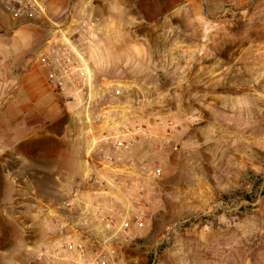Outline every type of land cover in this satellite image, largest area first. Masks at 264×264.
I'll use <instances>...</instances> for the list:
<instances>
[{"label": "rangeland", "instance_id": "1", "mask_svg": "<svg viewBox=\"0 0 264 264\" xmlns=\"http://www.w3.org/2000/svg\"><path fill=\"white\" fill-rule=\"evenodd\" d=\"M41 1L45 26L95 16L126 34L107 42L111 78L148 86L138 91L146 102L129 93L133 118L151 131L163 114L182 118L161 123L162 138L180 143L172 160L155 144L142 161L161 163L163 174L130 200L143 225L117 245L118 264H264V0ZM46 38L0 9V264H44L38 254L57 249L71 218L64 202L78 194L75 208H91L90 146L127 102L113 87L87 123L47 85L36 60ZM125 60L142 64L135 75L121 71ZM65 232L94 249L90 232Z\"/></svg>", "mask_w": 264, "mask_h": 264}, {"label": "built area", "instance_id": "2", "mask_svg": "<svg viewBox=\"0 0 264 264\" xmlns=\"http://www.w3.org/2000/svg\"><path fill=\"white\" fill-rule=\"evenodd\" d=\"M0 9L20 26L47 30V38L36 58L46 72L47 85L62 96L67 107L81 111L86 122L93 123L94 108L107 95V88L98 83L87 47L101 28L100 18L89 16L76 21L70 16L65 23L45 26L49 18L41 0H0ZM115 93L120 95L121 91L117 89ZM132 116L117 118L114 127L93 141L86 160L89 167L86 181L92 187V194L86 200L90 199L91 208H75L81 200L78 194L64 202V209L69 212L67 217L71 218H65L61 225L62 238L57 249H44L38 254L41 263L69 259L76 264H118L117 245L130 243L133 229L142 227L144 210L139 205L133 209L130 200L143 197L149 182L162 176L163 166L141 162L133 156L141 143L152 144L156 136L140 118ZM156 150H161L165 163H169L180 151V143L167 133ZM118 202L124 205L125 213L118 211ZM67 227L75 233L90 232L94 249L88 250L74 234H66Z\"/></svg>", "mask_w": 264, "mask_h": 264}, {"label": "crops", "instance_id": "3", "mask_svg": "<svg viewBox=\"0 0 264 264\" xmlns=\"http://www.w3.org/2000/svg\"><path fill=\"white\" fill-rule=\"evenodd\" d=\"M126 36L124 33L114 32L108 29V27L105 24L101 25V28L93 35L94 44L91 48V58L92 63L96 72V77L98 82L101 84L102 87L107 88V93H109V90H111L113 87H120L122 88V92L126 93V99L127 102L122 103L117 109L119 110V113H117L118 118H124L128 117L130 115H133L131 112V104L135 102V98L130 96V92H136L137 96L136 99L138 101H148V97L145 95H140L138 91H143L144 88H148L147 85H143L142 79L138 78H126V79H113L110 76V71L112 70V63L113 58H111L109 52V44L107 41H112L115 39H122ZM100 55V58H99ZM127 61V62H126ZM125 62V63H124ZM124 67L121 71L124 72V75H135L134 70L131 66H134L137 68L138 66H141L142 64L140 62L135 61H123ZM137 71L139 69L137 68ZM193 112L189 113V118H192ZM151 118V117H150ZM158 117H153V119H156ZM161 122H154L150 124V127L153 131L157 132L159 134L158 138L155 139V141L152 144L148 143H141L135 150L134 153L137 156L139 161H145L151 159V157L154 154V145L155 144H161L162 143V136L165 130V127L161 125V123L168 119L179 121L182 120V118H179L177 113H171V114H163L159 117ZM184 132V131H183ZM191 140V136H188Z\"/></svg>", "mask_w": 264, "mask_h": 264}]
</instances>
